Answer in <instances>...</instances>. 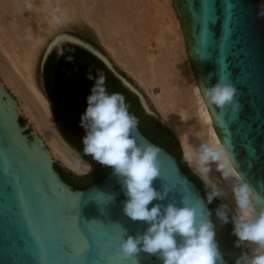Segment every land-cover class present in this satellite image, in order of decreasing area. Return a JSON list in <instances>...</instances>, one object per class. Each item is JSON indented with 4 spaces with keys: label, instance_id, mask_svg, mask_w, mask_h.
I'll use <instances>...</instances> for the list:
<instances>
[{
    "label": "water",
    "instance_id": "1",
    "mask_svg": "<svg viewBox=\"0 0 264 264\" xmlns=\"http://www.w3.org/2000/svg\"><path fill=\"white\" fill-rule=\"evenodd\" d=\"M172 6L201 95L205 86L210 87L221 77L237 90L234 100L239 101L238 112L233 113L229 107L215 111L206 108L219 142L237 161V173L264 195V0H172ZM65 43L99 59L136 95L146 114L170 129L96 40L76 28L53 35L40 62L39 83L53 117L48 80L58 78L66 69L58 72L57 68H47L45 82L44 64ZM72 71L89 80L85 70ZM88 95L90 88L85 91V100ZM132 135L138 144L150 143L160 149V177L152 186L161 190L164 184L170 191L165 200L152 204L174 202L182 206L183 198L198 213L204 208L210 211L201 188L170 152L152 142L138 126ZM179 147L182 151L180 143ZM79 159L88 164L80 155ZM58 170L75 185L85 184L89 176V171L79 176L51 160L0 81V264H131L118 252L121 239L127 238L123 229L127 235L135 236L143 233L147 225L124 216L122 207L127 197L111 169L83 189L66 182ZM106 194L113 195L114 200L108 202ZM241 249L245 254L243 245ZM219 253L218 264H229L220 250ZM137 260L138 264H162L156 256L146 253H140Z\"/></svg>",
    "mask_w": 264,
    "mask_h": 264
},
{
    "label": "clouds",
    "instance_id": "2",
    "mask_svg": "<svg viewBox=\"0 0 264 264\" xmlns=\"http://www.w3.org/2000/svg\"><path fill=\"white\" fill-rule=\"evenodd\" d=\"M87 78L94 80V84L80 117V127L85 133L81 138L83 153L111 169V175L127 197L122 207L124 216L147 225L143 233L135 236L127 235L123 229L127 238H122L118 245L120 256L131 264H138L140 253L154 255L162 264H218L220 253L216 226L210 219L212 212L204 208L198 213L183 198L182 206L174 202L152 204L165 200L170 191L164 184L161 190L152 186L160 177L157 159L160 149L150 143L136 142L132 133L138 120L129 113L122 94L107 92L103 74L93 76L89 69ZM236 91L232 83L221 77L215 84L203 88L202 97L213 111L229 107L236 113L240 109L239 101L234 100ZM183 157L194 174L205 182L208 204L225 195L222 188L209 183L212 165L225 180L235 178L231 186L235 208L220 204L215 210L216 219L221 225L232 223L235 247L255 246L250 256L242 254L236 264H264V206H261L264 195L237 173V161L224 144L204 142L198 147H188ZM86 170L91 171V166L86 165ZM106 195L108 202L114 200L113 195Z\"/></svg>",
    "mask_w": 264,
    "mask_h": 264
},
{
    "label": "bare ground",
    "instance_id": "3",
    "mask_svg": "<svg viewBox=\"0 0 264 264\" xmlns=\"http://www.w3.org/2000/svg\"><path fill=\"white\" fill-rule=\"evenodd\" d=\"M86 2V0H0V81L3 88L9 87V90L15 94L16 99L12 95L10 96L14 99L18 112H23L32 122L35 129L34 133L51 160L54 161L52 156L59 158L67 169L78 174L86 171L87 164L79 159L78 152L68 145L59 133L48 100L36 84L35 65L38 56L44 53L51 37L58 33L57 28L60 25L57 26L55 11L63 16L64 23L67 22V25L63 23V26L70 25L71 21L68 23V20H75L79 21V24H83L84 27H88L92 34H97V37L100 36L99 39L101 40L103 37L109 39V42L110 38L111 41L114 37L118 39L120 35L118 31L116 32L115 26L110 27L106 23L107 26L102 28L101 18L104 10L101 5L92 4L93 6L90 7ZM107 3L109 4L110 0ZM84 4L85 8L83 7V9L80 6H84ZM108 4H106L107 7ZM109 8L113 10L112 5L107 9L109 10ZM152 9L158 20H153L151 24L148 23L149 25H147L150 31H156L155 38L162 39L161 44L164 50L160 48L158 52L160 56L157 58L153 54L154 57L152 55V57L147 56L142 42L141 45L138 41L140 43L138 46L132 43L133 40L129 39L131 38L129 35H124L126 41L124 40L123 47L128 56L126 59L131 61L135 71L138 69L140 77L137 75V78L140 84H145L143 79L145 72H147L148 79L146 78L147 83L145 85L148 87L154 84L160 85L161 93L154 95L153 99L155 105L158 104L156 105L157 108L163 112L165 120L156 111H153L175 133L183 153L186 148L198 147L204 142H219L190 66L182 30L176 11L172 6V0H165L163 5L153 4ZM166 15L169 17V23L162 22ZM124 24L126 25V22ZM71 25L73 26L72 23ZM121 27L125 28L124 26ZM149 28L147 29L148 33ZM127 38L130 41L129 44ZM135 40L137 39L135 38ZM104 43L106 44V42ZM110 43L102 49L112 62L130 78L124 71L127 67L124 61L114 56L115 45L112 48ZM163 58L168 60L166 63V60L164 61L165 65L162 61ZM212 169L208 178L209 183L216 184L223 189L224 198L219 199L224 203L226 202L225 204L234 210L231 186L235 183V178L229 180L219 178L215 165H212ZM231 213L233 214L232 211ZM253 247L255 246L247 245L249 256Z\"/></svg>",
    "mask_w": 264,
    "mask_h": 264
},
{
    "label": "flooded vegetation",
    "instance_id": "4",
    "mask_svg": "<svg viewBox=\"0 0 264 264\" xmlns=\"http://www.w3.org/2000/svg\"><path fill=\"white\" fill-rule=\"evenodd\" d=\"M93 84L94 80H85L79 77V74L77 72L71 71L66 74H61L53 81H51V79L49 78L47 88V93L55 109L54 119L57 128L59 129L63 138L75 150H77L80 157L91 166V171H89L91 173L88 176L87 181L83 185H75L67 178H65L63 173L58 170L60 175L66 182L80 189L86 188L87 186L91 185L93 183L91 181L95 177H97L100 171L110 169L99 165L98 163L93 161L90 156H87L83 153V144L81 138L85 133L84 129L80 127V117L87 107V103L84 98L85 91L87 90V88L91 89ZM107 92L109 94L113 93L109 90H107ZM128 110L130 113H132V111L136 112L138 126L150 140L162 146L161 143L156 140V138L160 139V141L166 142V144L171 148H173L174 146V149L176 151L174 140L169 132L165 130L160 124H158L151 117V115L146 114L145 111H142L136 104L132 105ZM222 203L223 202L220 199H218V202L212 201L214 212ZM229 216L231 217L230 212ZM232 228V223L221 225V223L217 220L216 237L217 239L219 238V241L221 239V242L219 243L222 245V248H219L223 253L227 252V254L230 255V258L235 262L234 264H236V261L242 256L243 251L241 247H235L236 237L231 234Z\"/></svg>",
    "mask_w": 264,
    "mask_h": 264
},
{
    "label": "rangeland",
    "instance_id": "5",
    "mask_svg": "<svg viewBox=\"0 0 264 264\" xmlns=\"http://www.w3.org/2000/svg\"><path fill=\"white\" fill-rule=\"evenodd\" d=\"M87 2V5L88 6H93L94 4L97 6V5H101V8L104 10V14L102 13V24H103V26H102V28H104V26H107V25H105L106 23L111 27V26H115V30H116V32L118 31V34L120 35V36H118V39L117 38H115L114 37V39H113V41H111V38H110V42L108 41L109 39H104L105 37H103V41L101 40V39H99L100 38V36H98L97 37V34L95 35L94 33L92 34V32L89 30V28L88 27H84L83 26V24H79V21H75V20H68V23L71 21V23L73 24V26L71 25V23H69L70 25H68V26H70V27H66V25H67V22L65 21V23H64V21H63V16L58 12V11H55L54 12V14H55V20L57 21V26L59 27V25H60V27L59 28H57V30H58V32H60V31H62V30H64L65 28H76V29H79V30H81V31H83V32H85L86 34H88L89 36H91L92 38H94L95 40H96V42L98 43V45L102 48H106L107 46H106V44L107 45H109V43H110V45H112V48H113V46H114V50H115V55L114 56H117L118 58H119V60L121 59V60H123L124 61V63H125V66H127L126 67V69L124 70L129 76H130V78L132 79V81L138 86V88L144 93V95L146 96V98H147V100H148V102H149V105H150V107L152 108V110H154V111H156L163 119H164V114H163V112H161V109L160 108H157V106L156 105H158V104H156L155 105V102H154V97L157 95V94H159V93H161V88H160V85L159 84H154V85H151V86H146L145 84L147 83L146 82V80L148 79V74H147V72H145L146 74L144 75L143 73V75L145 76V78L143 79L144 81H145V84H143V83H139L138 82V76H139V71H138V69L135 71V69H134V67L131 65V61L129 60V59H126L128 56L126 55V53H125V50H124V35L126 36V35H129L131 38H129V39H131V41H132V43H134V44H136V45H138V46H140L139 44L142 42L143 43V47H144V49H145V51H146V55L147 56H150V57H152L153 55L155 56V58H157V56H160L159 54L160 53H158L159 51H160V48L162 49V50H164V47H163V45L161 44V40H159L158 38H155L154 37V34H156V31L155 32H153V30L152 31H150V28L148 27V23H150L151 24V22H153V20H155V21H157L158 20V18L157 17H155V15H154V13H153V4H157V5H163V3L165 2V0H113V1H111L110 0V3L108 4L107 2L109 1V0H93V1H91V0H86ZM120 1V2H119ZM167 1V0H166ZM106 2V3H105ZM122 2V3H121ZM85 3V4H86ZM85 4H84V6H80V7H84L85 8ZM93 4V5H92ZM106 4H108L109 6L110 5H112V8H113V10H111L110 8H109V10L107 9L108 7L106 6ZM79 7V6H78ZM77 7V8H78ZM106 7V8H105ZM150 7H151V9H150ZM76 8V9H77ZM83 8V9H84ZM87 8V7H86ZM89 8V7H88ZM87 8V9H88ZM105 8V9H104ZM79 9V8H78ZM81 10V9H80ZM114 13V14H113ZM59 15V16H58ZM62 16V17H61ZM129 16H130V18H129ZM132 16V17H131ZM106 18V19H105ZM168 16L166 15V18H164V20L162 21V22H168ZM105 19V20H104ZM77 22V23H76ZM113 22V23H112ZM123 22V23H122ZM126 22V25L124 24ZM129 22V23H128ZM56 23V22H55ZM66 24L65 26H63L64 24ZM87 23V22H86ZM109 23H111V24H109ZM131 23V24H130ZM169 23V22H168ZM89 25L88 26H90V23H88ZM115 24V25H114ZM120 24H122V25H120ZM124 24V25H123ZM148 24V25H147ZM167 24V23H166ZM77 25H80V26H77ZM81 25H82V27H81ZM118 25H120V26H118ZM128 25V26H127ZM145 25H146V27H145ZM76 26V27H75ZM121 26H124L125 28H122ZM62 28V29H61ZM149 28V33H148V31H147V29ZM88 29V30H87ZM150 32H151V34H150ZM123 33H125V34H123ZM114 35H115V33H114ZM146 35H148V36H146ZM116 36V35H115ZM128 37V36H127ZM135 38L137 39V40H135ZM129 39L127 38V40H128V44H129ZM108 41V42H107ZM126 41V40H125ZM138 41H140V43L138 42ZM104 42H106V44L104 43ZM113 43V44H112ZM142 43H141V45H142ZM105 44V45H104ZM116 47V48H115ZM146 47V48H145ZM117 52V53H116ZM163 52V51H162ZM153 54V55H152ZM152 55V56H151ZM42 56H43V54H40L38 57V59H37V61H36V65H35V80H36V84H37V86H38V88L40 89V91L42 92V89H41V86H40V83H39V78H38V70H39V66H40V60H41V58H42ZM127 56V57H126ZM153 56V57H154ZM160 58V57H159ZM166 59H162V61H163V63H164V61H165ZM168 60H166L165 61V63L167 62ZM117 63V62H116ZM159 63H161V62H159ZM165 63H164V65H165ZM169 63V62H168ZM119 64V63H118ZM120 65V64H119ZM169 65V64H168ZM124 66V67H125ZM167 66V65H166ZM121 67V66H120ZM130 68H131V70H130ZM140 69V68H139ZM138 75V76H137ZM147 76V77H146ZM140 77V76H139ZM147 78V79H146ZM140 79V78H139ZM143 81V82H144ZM152 84V83H151ZM5 87H6V85H4ZM6 89H7V91L10 93V95H12L13 97H14V99H16V96H15V94L11 91V90H9L10 88L9 87H6ZM155 95V96H154ZM164 111V110H163ZM20 112V111H19ZM156 113V114H157ZM157 114V115H158ZM20 116L27 122V124L30 126V128L33 130V132H34V126H33V124H32V122H30L29 120H28V118H27V116L26 115H24V113L22 112H20ZM165 120V119H164ZM37 133V132H36ZM77 155H79V153H77ZM182 155H183V152H182ZM52 159L55 161V162H59V163H61L66 169H67V167L59 160V158H56V157H54V156H52ZM187 164V163H186ZM87 165H89V164H87ZM187 166L189 167V165L187 164ZM190 168V170L193 172V170H192V168L191 167H189ZM69 170V169H68ZM69 171H71V170H69ZM72 173H74V174H76V175H79V176H82V175H85V174H87L88 173V171L86 170L85 172H82V173H80V174H78V173H75V172H73V171H71ZM194 173V172H193ZM216 173H217V176L219 177V178H223L221 175H220V173H218L217 171H216ZM199 177V176H198ZM200 178V177H199ZM201 179V178H200ZM203 183H204V181L203 180H201ZM205 184V183H204ZM224 203V202H223ZM226 203V202H225ZM224 203V204H225ZM230 207V206H229ZM231 212V211H230ZM244 248H245V253L246 254H248L247 253V251H248V249H247V246L245 247L244 246Z\"/></svg>",
    "mask_w": 264,
    "mask_h": 264
},
{
    "label": "trees",
    "instance_id": "6",
    "mask_svg": "<svg viewBox=\"0 0 264 264\" xmlns=\"http://www.w3.org/2000/svg\"><path fill=\"white\" fill-rule=\"evenodd\" d=\"M69 59H71V60H69ZM49 67L57 68V69H55V71H58V72H60L62 69H66V70H64L63 74H66L72 70H82V69L85 70L86 72H89V69H90L92 71L93 76L98 75V74H103V76L105 77L106 90H109L113 93L122 94L125 98L126 104L128 105V109L131 108L132 105L136 104L140 107V109L142 111H144L142 109L136 95L134 93L130 92L128 89H126L121 84V82L106 68V66L99 59H97L96 57H94L93 55L88 53L87 51L83 50L82 48H80L74 44H67V43L62 44L59 48L55 49L50 54V56L48 57L47 61L44 64V80H45V82L47 80V75H48V71H49L47 68H49ZM83 77H84V75H83ZM130 114L134 115L137 119V114L135 111H132V113H130ZM152 118L158 124H160L165 130H167L169 132V134L171 135V137L174 140V143H175L174 145L176 146V151L174 149V146H173V148H171L169 145L166 144V142L160 141V139H157V138H156V140H158L161 143L162 147L165 146L166 148L165 147H163V148H165L168 152H170L177 159V162L179 163L182 170L187 174V176L191 180H193L197 184V186L199 188H201L202 195L206 200V191H207L206 187L203 184V182L201 181V179L190 170V168L187 166L186 162L184 161V158L182 156V151L179 147V143L177 141L176 136L160 120H158L154 117H152ZM138 128H139V126H138ZM139 130H140V128H139ZM146 132H147V130H146ZM152 142H154V141H152ZM109 170L110 169H108V170L105 169L103 171H100L99 174L97 175V177H95L91 182L95 183V182L99 181ZM90 173L91 172H89L87 175H90ZM75 188H78V187H75ZM81 189H83V188H81ZM213 201L218 202V199L215 198ZM206 202H207V200H206ZM208 206L210 208V212H212L211 220L217 228V219H216L215 212L213 209V204L212 203L208 204ZM216 241H217L219 247L222 248L221 247L222 245L219 243V242H221V239L219 241V238L217 239V237H216ZM220 248H219V250H220ZM223 255L226 258V260H228L229 264L235 263L230 258V255L227 254V252L223 253Z\"/></svg>",
    "mask_w": 264,
    "mask_h": 264
}]
</instances>
